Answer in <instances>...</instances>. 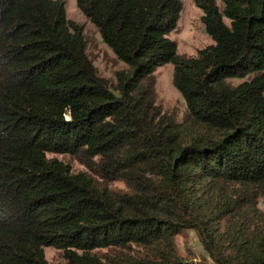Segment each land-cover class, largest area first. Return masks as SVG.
<instances>
[{"label":"trees","instance_id":"obj_1","mask_svg":"<svg viewBox=\"0 0 264 264\" xmlns=\"http://www.w3.org/2000/svg\"><path fill=\"white\" fill-rule=\"evenodd\" d=\"M193 2L213 44L188 57L169 39L180 0H75L127 66L111 81L63 0H0V264H48L46 247L65 264H264V0ZM165 64L181 119L157 100ZM188 230L209 263L178 253Z\"/></svg>","mask_w":264,"mask_h":264},{"label":"rangeland","instance_id":"obj_2","mask_svg":"<svg viewBox=\"0 0 264 264\" xmlns=\"http://www.w3.org/2000/svg\"><path fill=\"white\" fill-rule=\"evenodd\" d=\"M65 3L66 17L83 27V35L87 42V54L93 61L98 74L106 79L114 80L117 71L126 69L127 66L116 58L114 53L102 42L95 28L77 9L75 0H63ZM181 11L176 28L169 34L177 46V52L188 57L196 55L199 49L213 44L212 39L205 33L201 22L202 12L197 8L193 0H180ZM173 66L165 64L156 72V93L158 103L165 111L175 114L181 119L185 113L186 105L180 93L172 85ZM242 80H232L234 84ZM70 165L74 172L85 171V168L76 160L64 155H49ZM111 188L123 189L120 182L111 183ZM178 253L192 262L209 263V257L205 254L196 234L193 231H185L176 239ZM62 252L53 247L44 248V256L48 264H65Z\"/></svg>","mask_w":264,"mask_h":264}]
</instances>
